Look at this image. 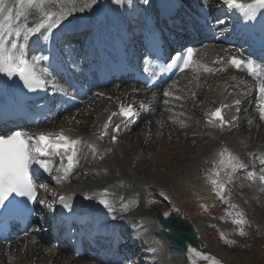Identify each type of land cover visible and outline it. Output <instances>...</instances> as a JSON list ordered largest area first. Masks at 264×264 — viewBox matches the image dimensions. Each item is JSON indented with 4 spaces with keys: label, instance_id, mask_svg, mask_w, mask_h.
Wrapping results in <instances>:
<instances>
[{
    "label": "snow or ice",
    "instance_id": "1",
    "mask_svg": "<svg viewBox=\"0 0 264 264\" xmlns=\"http://www.w3.org/2000/svg\"><path fill=\"white\" fill-rule=\"evenodd\" d=\"M72 7L65 10L66 5L64 0H0V73L6 77L19 76L26 87L34 89L42 87L43 81L37 77V65L48 57L44 55H31L29 58L28 47L30 37L36 34L50 32L56 28L61 20L66 18L72 12L77 11L75 7L76 0H70ZM117 4H121L124 0H115ZM130 2V0H129ZM59 6L58 11H52L51 4ZM96 0H90L85 3L79 11H84L95 4ZM223 3L230 9L237 11L242 18L247 20H255L258 15L264 13V0H223ZM19 11H14L15 8ZM35 13L36 19L34 24H30L29 16ZM221 21H217L220 23ZM43 30V32H42ZM24 43L17 45L8 39L10 36H21ZM45 38H47L45 36ZM193 50H187V56H177L175 63H179L181 59L184 61V66L187 67L191 61ZM237 68L242 65L246 66L247 70L253 75L258 72H264V64L257 63L253 59L247 61L232 58L231 61ZM183 70V69H182ZM208 70V69H206ZM259 92L264 105V83L259 85ZM165 96L170 93L165 92ZM261 118L264 119V106L260 108ZM121 114L126 117H131L134 113L131 107L125 108L122 106ZM211 118H217L221 122L224 120L222 109L217 108L210 113ZM210 122L212 120L210 119ZM108 125H105L107 128ZM119 131V126H117ZM107 135V132L104 133ZM34 137L23 131H12L10 135L0 134V208L15 206L17 202L10 200V197L20 196L28 197L33 203L36 202V187L29 175L31 165L36 164L45 171H51L49 161L41 159V157H59L62 166L63 161L67 160L65 175L70 173L79 164L80 146L83 141L73 139L63 132L58 134H40L33 144ZM116 138L113 137V140ZM92 152H96L94 145H89ZM223 156V153H221ZM264 162V161H262ZM223 163V161H221ZM242 167V165H240ZM218 174V173H217ZM216 184V181H212ZM107 195L108 190H104ZM123 199V197H121ZM63 201V197L61 198ZM8 202L7 204L5 202ZM40 203H43L41 201ZM100 203L105 208H111V204L107 199H100ZM167 215V213H165ZM235 223H243V220L234 221ZM244 235L243 231L240 233ZM215 264V262H214Z\"/></svg>",
    "mask_w": 264,
    "mask_h": 264
},
{
    "label": "rangeland",
    "instance_id": "2",
    "mask_svg": "<svg viewBox=\"0 0 264 264\" xmlns=\"http://www.w3.org/2000/svg\"><path fill=\"white\" fill-rule=\"evenodd\" d=\"M173 131L174 130L168 131V129L163 130V128L159 125L153 126L151 124V128L150 125H141L135 133L127 137L126 147L127 150L136 148L130 150V154H134L138 148H143L148 151V158L143 157V159L147 162L140 164L145 166L140 170V177H145L150 186L163 187L172 195V198L177 203L178 208L172 207L171 209L177 210L183 207L189 210L185 201L192 198V190L197 187L199 183H202V181L198 180L199 172L206 163L203 156L206 158L208 157L202 154L203 150H200V147L205 139L200 138L196 144L193 143V140L189 139L188 143H186L183 141L185 140V137L179 138L177 136L178 133ZM166 133L167 135H165ZM248 135L249 134L245 132L244 136L248 137ZM182 144L189 145L190 147L186 146L175 150V153H173L171 157L170 152L172 151V146H180ZM118 155L119 157L115 160L118 159L123 162L120 158H123L124 154L119 153ZM155 155L157 157L156 166L154 165ZM135 165L136 164L130 165V168L128 169L130 173H134L136 168ZM177 167L178 169L176 173L178 174H171L170 172H173ZM182 177L185 180V182L182 180L184 184L180 183V178ZM107 178L112 179L116 178V176L115 174L109 172ZM135 181L136 182L132 183L135 187L141 190L147 188L143 185L145 181ZM241 200L244 202V194ZM161 203L163 205L167 204L166 202ZM193 203L191 204V210L194 209ZM246 209L251 214V231L257 232L258 236L261 237L259 240L254 242V247L248 242L249 238L242 240L235 248L224 246L215 238L211 226L205 223L203 224L200 215H194L192 216V219L194 223L197 224L196 226L201 234V237H203L204 242H208L211 250L219 255L222 260H226L229 264H264V252H262V246L264 247V205L260 206L258 204L253 206V208L247 205ZM256 221L259 225H255ZM246 234L250 233L247 231ZM256 249H258V253L255 252ZM260 254L261 256L259 257ZM175 263L182 264L181 257H177Z\"/></svg>",
    "mask_w": 264,
    "mask_h": 264
},
{
    "label": "bare ground",
    "instance_id": "3",
    "mask_svg": "<svg viewBox=\"0 0 264 264\" xmlns=\"http://www.w3.org/2000/svg\"><path fill=\"white\" fill-rule=\"evenodd\" d=\"M80 1L79 0L76 1V6H75L76 8H77V4ZM81 3H82V1H81ZM78 9H80V8H77V10ZM16 11H19V9L16 10ZM73 13H76V12H73ZM31 16L32 17H36L35 16V13H33V15H31ZM202 95H204V94L198 93V96H202ZM108 103H109V101H106V102L103 101V102H101L99 104V106L96 107V110L94 111V113L91 114L92 117H93V119H88L87 120V124H85L84 129H86L87 131L94 130V129H92L93 122L96 119H102V118H104V115H102V112L106 108V105ZM94 116H96V118ZM78 119H80V117ZM256 131H257V129H255V132ZM236 142L239 145V141H236ZM207 147H209V146H207ZM110 157H113V155L110 156ZM103 168H105V169H107V168L111 169V166H109V167L103 166ZM89 169L92 170V167H90ZM100 178H101V175H99V174L90 175L89 178L85 177V175H81L80 176V180H79L81 182V184H79L77 186H74V187H71V190H72L73 193L78 194L81 191H87V190H90L91 188L103 189V188L107 187L108 184H103V185L100 184ZM65 189H67V187ZM136 215H137L138 218L145 217V215L143 213L139 212V211L136 212Z\"/></svg>",
    "mask_w": 264,
    "mask_h": 264
},
{
    "label": "water",
    "instance_id": "4",
    "mask_svg": "<svg viewBox=\"0 0 264 264\" xmlns=\"http://www.w3.org/2000/svg\"><path fill=\"white\" fill-rule=\"evenodd\" d=\"M171 226L174 233L170 236L172 243H178L185 248L184 241H190L193 244H197V239L194 230L187 221L179 223L177 219H171Z\"/></svg>",
    "mask_w": 264,
    "mask_h": 264
}]
</instances>
